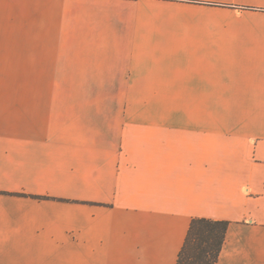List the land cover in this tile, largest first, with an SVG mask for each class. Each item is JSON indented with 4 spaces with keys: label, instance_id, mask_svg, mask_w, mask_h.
Returning <instances> with one entry per match:
<instances>
[{
    "label": "crops",
    "instance_id": "1",
    "mask_svg": "<svg viewBox=\"0 0 264 264\" xmlns=\"http://www.w3.org/2000/svg\"><path fill=\"white\" fill-rule=\"evenodd\" d=\"M194 219L264 264V0H0V264H177Z\"/></svg>",
    "mask_w": 264,
    "mask_h": 264
},
{
    "label": "trees",
    "instance_id": "2",
    "mask_svg": "<svg viewBox=\"0 0 264 264\" xmlns=\"http://www.w3.org/2000/svg\"><path fill=\"white\" fill-rule=\"evenodd\" d=\"M228 227L224 221L194 219L177 264H217Z\"/></svg>",
    "mask_w": 264,
    "mask_h": 264
},
{
    "label": "rangeland",
    "instance_id": "3",
    "mask_svg": "<svg viewBox=\"0 0 264 264\" xmlns=\"http://www.w3.org/2000/svg\"><path fill=\"white\" fill-rule=\"evenodd\" d=\"M151 99H144V101H150ZM154 103L158 104H166L167 102H170V99H153ZM175 104H185L186 99H174Z\"/></svg>",
    "mask_w": 264,
    "mask_h": 264
}]
</instances>
